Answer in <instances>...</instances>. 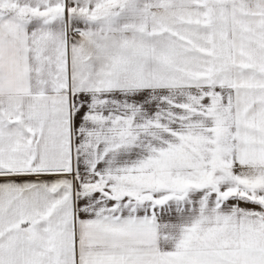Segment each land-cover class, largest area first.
Wrapping results in <instances>:
<instances>
[{
  "label": "snow or ice",
  "instance_id": "6c2138e0",
  "mask_svg": "<svg viewBox=\"0 0 264 264\" xmlns=\"http://www.w3.org/2000/svg\"><path fill=\"white\" fill-rule=\"evenodd\" d=\"M0 264H264V0H0Z\"/></svg>",
  "mask_w": 264,
  "mask_h": 264
}]
</instances>
